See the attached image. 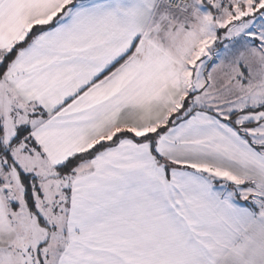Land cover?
<instances>
[{"label":"snow or ice","instance_id":"obj_1","mask_svg":"<svg viewBox=\"0 0 264 264\" xmlns=\"http://www.w3.org/2000/svg\"><path fill=\"white\" fill-rule=\"evenodd\" d=\"M0 264H264V0H0Z\"/></svg>","mask_w":264,"mask_h":264}]
</instances>
